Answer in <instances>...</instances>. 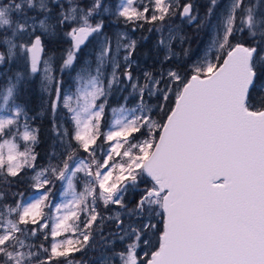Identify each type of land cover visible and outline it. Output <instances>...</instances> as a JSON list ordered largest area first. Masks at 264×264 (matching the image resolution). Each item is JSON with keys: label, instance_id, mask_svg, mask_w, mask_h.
I'll return each mask as SVG.
<instances>
[{"label": "snow or ice", "instance_id": "snow-or-ice-1", "mask_svg": "<svg viewBox=\"0 0 264 264\" xmlns=\"http://www.w3.org/2000/svg\"><path fill=\"white\" fill-rule=\"evenodd\" d=\"M210 3L209 16L216 0ZM192 8L189 0H122L115 10L106 0H10L0 3L5 49L0 62L23 52L36 73L43 37L67 28L71 48L62 58L63 71L73 66L89 37L103 34L108 15L133 31L152 25L149 31L162 34L168 21L193 22ZM136 43L124 44L122 75L128 81ZM158 46L167 48L161 65L177 56L163 35ZM213 46L215 57L193 64L190 72H144L143 84H131L139 105L111 108L108 124V99L122 81L118 63L110 79H101L103 60L112 51L107 37L96 74L81 72L71 95L61 96V81L44 62L47 85H56L50 109L55 115L62 101L70 127L53 123L64 151L55 166L32 177L31 187L42 190L36 198L24 200L18 192L21 199L8 204L0 191V264H80L74 256L91 243L93 225L103 219L97 211L101 203L106 209L119 206L137 221L125 226L119 211L108 217L116 222L115 240L124 245L110 250V264H264V14L245 0H232ZM15 94L14 84L0 90V100L11 109V115L0 117L5 179L35 172L38 129L15 103ZM145 94L165 102L174 96L164 118L153 119ZM164 106L159 105L161 112ZM81 151L87 158L78 156ZM53 180L66 182L67 198L55 206V216L49 203ZM129 193L135 197L131 207ZM41 237L47 246L35 242ZM141 245L149 249L142 257Z\"/></svg>", "mask_w": 264, "mask_h": 264}, {"label": "rangeland", "instance_id": "rangeland-1", "mask_svg": "<svg viewBox=\"0 0 264 264\" xmlns=\"http://www.w3.org/2000/svg\"><path fill=\"white\" fill-rule=\"evenodd\" d=\"M8 2L10 0H0V3ZM60 2L67 3V0H60ZM74 2L79 3L80 0H74ZM106 2L111 9L115 10V7L122 0H106ZM189 2L193 6L192 15L196 19L191 23L187 19L168 21L162 34L155 30L149 31L148 29L152 25H145L143 29L133 31L131 26H125L116 17L111 15L106 16L104 18L105 28L103 34L89 37L85 44L81 46L79 52L76 53L73 66L64 68L63 71H61L62 58L71 48V39L65 35L68 30L67 28H59L54 36L43 37L44 52L41 55V61L38 63L36 73L31 72L30 61L23 52H19L12 59L0 62V90L6 89L13 84L16 85L15 103L26 110L29 123L33 128L39 131L40 127L45 136L47 134L50 136L53 152L61 154L64 148L63 146L60 147V143L55 137L53 123L55 121L56 123L64 124L65 127H70V125L65 123L66 110L62 107V101L55 115L50 109L51 101L56 98L53 91L56 85L55 82L50 87L47 85L44 62H48L51 68L50 74L55 77V80L61 81V96L65 94L71 95L76 89L77 78L81 72L89 71L93 75L96 74L99 64L98 56L101 48L105 46V37H107L111 43L112 51L110 56H106L103 60L101 79H110L113 66L118 63L120 65L118 74L122 81L121 84L114 86L108 99L105 122L106 124L111 123L113 119L110 111L111 108H118L124 105L131 109L139 105L138 95L132 89L131 84L137 81L143 84L144 72L159 73L162 69L166 72L170 68H176L181 72H190L193 64L201 62L205 57L208 59L215 57L217 50L213 46V41L216 39L218 32H222V21L231 7L232 0H216L215 7L210 16L208 14L209 8L212 7L210 0H189ZM245 3L247 6L252 7L254 12L264 14V0H245ZM170 34L174 39H169ZM161 35L172 45V50L177 53L176 57L163 65H161V61L167 48L158 46ZM153 36H156L153 41L151 43L148 42V38H152ZM122 37H126V39H122ZM131 40H135L137 43L134 53L129 58L133 80L128 81L122 75L126 66L124 44ZM4 51L5 49L0 47V52ZM185 52L186 55L184 54ZM17 74H20L19 78ZM173 101L174 96L167 102L163 101L160 95L148 96L145 94L144 97V103L152 110L153 119L157 120L164 118V112H167L168 108L172 106ZM161 104L165 105L163 112L159 109V105ZM30 106L39 108L35 112H30ZM49 113H51L52 118H48L45 123L43 122V125H38L35 119L43 120L45 115ZM5 115H11V109L4 106L2 100H0V117ZM104 147L106 148L107 146L105 145ZM35 154L37 155V152ZM78 156L80 158H87L86 154L82 151L78 153ZM34 163L35 172L29 169L27 174H21L15 181H9L10 178L5 179L4 177H0V191L7 194L5 203L11 204L13 199H21V197L15 195L18 192L24 194V200H29L36 198L38 191H42L31 187L33 182L32 177L41 168H44L38 165L36 161ZM49 187H51V195L49 197V203L52 205L51 214L55 216L57 215L55 206L65 203L67 199L64 196L66 182L61 183L57 181L55 187L51 185ZM134 199L135 197L132 193H129L126 197L129 207L132 206ZM45 211L47 212L48 209L46 208ZM97 211L103 219L98 218V223L93 225L95 231L89 246L83 252L75 254L74 259L79 261L80 264H110L113 255V252L110 250L115 248L116 251H121L123 249L124 245L120 241L115 240V236L113 235L116 232V222L108 219L109 216H114L119 211L121 219H124L125 226L128 224L135 226L137 223L135 217L129 219L123 210L116 205H111L106 209L101 203ZM153 223H157V220H154ZM158 227L162 228V224H158ZM149 238L153 243L155 242L156 237L154 235L150 234ZM114 240L115 243H113ZM35 242L37 244L44 242L45 246H47V242L43 241L42 237L36 239ZM148 250L147 247L141 245L138 253L142 257L143 252ZM117 264H119L118 261Z\"/></svg>", "mask_w": 264, "mask_h": 264}, {"label": "trees", "instance_id": "trees-1", "mask_svg": "<svg viewBox=\"0 0 264 264\" xmlns=\"http://www.w3.org/2000/svg\"><path fill=\"white\" fill-rule=\"evenodd\" d=\"M155 37L156 36H153L152 38H148V42L151 43ZM37 108H39V107L30 106L29 111L35 112V110ZM48 118H52L51 113L46 114L43 120H38L37 118L35 120L37 121L38 125H43L45 123V121L48 120ZM37 136H38V139H37V143L35 144V152H37V155H36L35 161L37 162L38 165H41L44 168H47L50 165L55 166L59 161L60 154L57 152H53L52 139L50 140V136L48 134L45 136L43 131H42V128H40V127H39V131H38ZM60 147H62V146L60 145ZM54 156L56 157L55 159L53 158ZM17 179H18V177L17 178H10L9 181H12V180L15 181ZM56 185H57V181L53 180V184L51 186L55 187Z\"/></svg>", "mask_w": 264, "mask_h": 264}, {"label": "water", "instance_id": "water-1", "mask_svg": "<svg viewBox=\"0 0 264 264\" xmlns=\"http://www.w3.org/2000/svg\"><path fill=\"white\" fill-rule=\"evenodd\" d=\"M43 48H44V45H43ZM43 52H44V50H43ZM43 52H42V53H43ZM42 53H41V55H42Z\"/></svg>", "mask_w": 264, "mask_h": 264}, {"label": "bare ground", "instance_id": "bare-ground-1", "mask_svg": "<svg viewBox=\"0 0 264 264\" xmlns=\"http://www.w3.org/2000/svg\"><path fill=\"white\" fill-rule=\"evenodd\" d=\"M124 220V219H123Z\"/></svg>", "mask_w": 264, "mask_h": 264}]
</instances>
